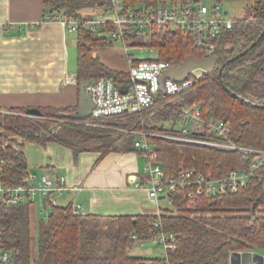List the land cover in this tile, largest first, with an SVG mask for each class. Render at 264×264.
<instances>
[{
    "label": "trees",
    "instance_id": "trees-1",
    "mask_svg": "<svg viewBox=\"0 0 264 264\" xmlns=\"http://www.w3.org/2000/svg\"><path fill=\"white\" fill-rule=\"evenodd\" d=\"M137 1L126 0V5ZM241 1L249 5V16L237 18L217 40L215 53L221 68L204 74L189 92L175 100L100 118L71 116L79 104L39 106L40 115L27 113L29 106L0 111V180L7 185L29 182L24 151L29 141H55L70 148L75 156L90 150L99 152L100 157L131 150L143 156V150L135 145L142 134L127 132L129 129L147 132L153 159L161 164L165 180L176 177L183 167L214 177L233 169L248 170L249 160L243 151L174 136L181 133L175 124L185 119L182 108L194 106V110L199 108L201 120L197 128L196 120L187 123L191 128L188 135L264 148V0ZM44 4L46 18L57 19L61 13L70 17L92 14L96 4L107 1L44 0ZM113 29L114 23L109 22L95 30L77 31L78 87L89 77H112L118 86L129 80V70L112 68L95 54L100 46L113 44L108 36ZM143 32L140 29L138 34ZM131 41L155 46L158 60L182 62L189 55L206 57L205 50L196 47L193 38L180 29L156 26L147 42L141 37ZM155 108L157 111L146 116ZM211 120L230 123L228 137L207 134ZM121 127L126 131L118 129ZM188 189L178 186L170 191L175 206L162 208L159 214L103 215L76 212L72 204L52 205L49 215L35 223L36 231L32 202L12 204L0 197V232L4 247L11 253L7 264H160L163 259L132 253L138 239L160 231L176 235L177 248L167 254L171 264H231L233 252L264 253V166L250 174L236 191L198 195L192 200L187 197Z\"/></svg>",
    "mask_w": 264,
    "mask_h": 264
},
{
    "label": "built area",
    "instance_id": "built-area-1",
    "mask_svg": "<svg viewBox=\"0 0 264 264\" xmlns=\"http://www.w3.org/2000/svg\"><path fill=\"white\" fill-rule=\"evenodd\" d=\"M106 1L107 4L95 6L97 9L95 13L80 17H70L61 13L57 20L64 25L67 31L76 33L80 28L95 30L112 22L115 29L109 31L108 36L113 41L121 40L127 52L131 46H140L141 52L150 50L151 56L137 58L128 54L129 80L121 86H118L112 77H100L94 84L87 86L95 103L90 115L93 118L118 113H135L165 99L175 100L189 92L197 80L203 76L190 74L182 81L166 78L163 83L164 72L171 67L178 66L180 62L174 59L158 60L156 59L158 50L155 46H149L146 43H135L134 45L131 40L141 37L142 42H147L152 29L156 26L166 29L169 27L173 31L180 29L186 35L189 34L193 38L194 45L204 49L208 57L216 54L217 40L223 31L232 28L237 21V18L228 15V11H224L220 0H140L133 6L126 5V0ZM207 1L215 2L208 5ZM140 29L144 31L141 35L138 34ZM182 111L185 119L178 121V123L182 122V126L179 127L181 133L174 135L175 137L189 142L214 143L243 151L245 158L249 160V169H233L225 176L214 177L211 174L183 167L176 177L165 180L161 164L153 159V148L147 142V133L142 132V139L137 140L135 145L143 150V157L147 160L144 172L148 177V186L140 180H137V184L147 187L151 197L160 199L162 195L167 201L166 207H174L173 198L168 194L170 191H175L178 186H188L187 197L192 200L198 195H216L236 191L246 184L250 174L264 166V148L239 145L231 141L205 140L188 135L191 128L187 123L196 120L197 123L194 124L197 128L198 121L201 120L200 110L198 107L194 110V106H185ZM231 129L230 123L224 120H211L208 122L207 134L214 132L218 137L226 138ZM69 188L68 184H64L63 179L58 181L47 173L40 175L30 173L29 182L26 184L7 185L0 180V197L3 201L12 204L29 201L34 204L40 195L42 199L40 212L48 216L50 207L58 205L56 195ZM74 188L80 189L79 186ZM75 211H81V207H75ZM158 225L159 221L155 222V226ZM150 239L155 245L164 246L165 255L158 257L163 259V263L160 264H171L167 254L169 250L177 248L176 235L172 232L160 231L153 234ZM10 259L11 253L4 247L0 232V264H7Z\"/></svg>",
    "mask_w": 264,
    "mask_h": 264
},
{
    "label": "crops",
    "instance_id": "crops-1",
    "mask_svg": "<svg viewBox=\"0 0 264 264\" xmlns=\"http://www.w3.org/2000/svg\"><path fill=\"white\" fill-rule=\"evenodd\" d=\"M69 37L60 21L46 18L44 0H0V110L79 104L77 73L68 70ZM24 151L30 173L69 185L56 195L58 204L103 215L159 214L166 207L162 195L153 198L137 184L148 186L147 160L138 150L75 156L55 141H29Z\"/></svg>",
    "mask_w": 264,
    "mask_h": 264
},
{
    "label": "rangeland",
    "instance_id": "rangeland-1",
    "mask_svg": "<svg viewBox=\"0 0 264 264\" xmlns=\"http://www.w3.org/2000/svg\"><path fill=\"white\" fill-rule=\"evenodd\" d=\"M215 1H207L208 5H212ZM224 11H228V15L234 18H241L244 16H249V5L241 0H222L221 1ZM97 5V4H96ZM85 10V9H84ZM97 9L94 7L92 13H95ZM89 12V9L88 11ZM95 54L99 55L100 58L110 67L127 71L129 70V58L128 54H132L133 57L145 58L151 56V51L141 52L140 46L129 47L128 52L126 51L124 44L121 40H114L113 44L110 46H100L95 50ZM69 67L68 70L76 72L78 68L77 58H78V48H77V34L76 32H70L69 37ZM158 108L152 109L147 112L146 116L150 117ZM1 112H7L8 110H0ZM176 128L182 126V122L175 124ZM122 131H126L125 128H118ZM2 129L0 128V131ZM208 130V127H207ZM127 132L141 134L142 130L139 129H129ZM5 133V132H4ZM147 133V132H144ZM6 134V133H5ZM216 143V142H215ZM214 144V143H212ZM165 202V203H164ZM162 204H167L164 200ZM36 208V213L33 214V230L36 231L35 223H39L40 220L46 218L40 211L42 210V199L40 195L37 201L33 204ZM49 206V205H48ZM37 245V239H34V246ZM255 252V251H252ZM258 252V251H256ZM132 253L135 255L145 256L148 258L160 257L165 255V249L162 244L155 245L150 238L138 239L132 249ZM261 253V252H258ZM264 254V253H262Z\"/></svg>",
    "mask_w": 264,
    "mask_h": 264
},
{
    "label": "water",
    "instance_id": "water-1",
    "mask_svg": "<svg viewBox=\"0 0 264 264\" xmlns=\"http://www.w3.org/2000/svg\"><path fill=\"white\" fill-rule=\"evenodd\" d=\"M216 68H221L218 65V55H211L208 57L198 58L194 55L187 56L178 66L167 69L162 75V82L164 83L166 78L182 81L190 74L204 75L214 71ZM96 79L89 77L83 79L79 86V108L73 112L71 116L76 118H86L91 115L95 106L92 93L87 90V86L94 84ZM125 91V89H124ZM27 113L31 115H40L41 111L39 107H29ZM256 205H254L255 207ZM240 253V261L238 264H264V254L252 251H242ZM233 254H231V264H233Z\"/></svg>",
    "mask_w": 264,
    "mask_h": 264
},
{
    "label": "bare ground",
    "instance_id": "bare-ground-1",
    "mask_svg": "<svg viewBox=\"0 0 264 264\" xmlns=\"http://www.w3.org/2000/svg\"><path fill=\"white\" fill-rule=\"evenodd\" d=\"M236 257H238L237 258V264H238V262L240 261V253L239 252H234V254H233V264H236L235 262H236V260H235V258Z\"/></svg>",
    "mask_w": 264,
    "mask_h": 264
},
{
    "label": "flooded vegetation",
    "instance_id": "flooded-vegetation-1",
    "mask_svg": "<svg viewBox=\"0 0 264 264\" xmlns=\"http://www.w3.org/2000/svg\"><path fill=\"white\" fill-rule=\"evenodd\" d=\"M238 257L235 258V260H237Z\"/></svg>",
    "mask_w": 264,
    "mask_h": 264
}]
</instances>
